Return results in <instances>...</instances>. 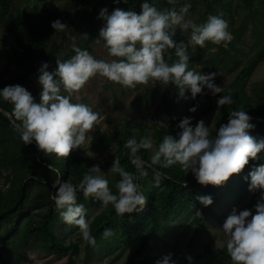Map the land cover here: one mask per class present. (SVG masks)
I'll return each mask as SVG.
<instances>
[{
	"label": "clouds",
	"instance_id": "clouds-1",
	"mask_svg": "<svg viewBox=\"0 0 264 264\" xmlns=\"http://www.w3.org/2000/svg\"><path fill=\"white\" fill-rule=\"evenodd\" d=\"M176 2L169 0L173 5ZM188 8L185 3L179 10L174 7L158 10L149 0H142L139 13L114 8L109 14L107 9H101L98 18L104 23L97 40L103 41L108 55L115 59H95L87 50L73 45L74 54L64 61L56 60V67L51 72L47 70V63L41 64L37 77L41 89L38 102L20 85H7L0 89V101L11 104V116L19 122V138L23 144L34 141L38 150L56 156H68L70 151L78 148L85 141L86 132L97 121L98 114L83 103L70 102V96L96 74L129 88L149 80L153 85L171 82L180 98H184L186 90L193 99L202 94V90H207L217 97L218 110L231 104L230 95L217 96L222 88L213 82L215 73L193 71L189 67L185 45L173 39V26H179L182 30L191 29L190 42L195 45L203 47L206 41L213 44L227 42L231 39L227 21L219 15H209L202 24H193L184 19ZM50 27L54 31L66 28L58 19L51 22ZM166 48H175L178 59L171 64L162 57ZM62 89L68 95H62ZM188 111L195 112L196 106ZM147 124L152 125L151 122ZM155 125L166 127L162 121ZM177 127L181 130L177 138L165 134L152 152L150 164L161 168L178 164L200 185H222L264 150V138L257 139L249 134L253 125L243 109L231 111L227 122L219 126L214 137H210L203 120L192 125L191 117H183ZM124 147L136 172L134 175L126 171L118 160H113L108 173L119 176L115 192L108 186L106 173L96 165L88 169L79 183L57 178L53 184L55 192L52 199L59 218L66 224L78 226L82 239L89 245L95 243V238L89 233L83 205L76 202L77 192H82L85 198L91 196L99 200L102 206L110 204L120 215L138 211L145 203L136 182L146 175L145 162L137 153L140 149H153V143L150 138L142 137L137 142L135 137H129ZM246 179L248 191L258 192L259 198L251 210L233 208L219 230L225 238L230 264H264V163L251 167ZM196 200L204 207L212 203L208 195L197 196ZM110 235L111 230L105 228L102 237ZM185 259L187 264H192L191 256ZM155 264L176 262L169 253Z\"/></svg>",
	"mask_w": 264,
	"mask_h": 264
},
{
	"label": "trees",
	"instance_id": "trees-1",
	"mask_svg": "<svg viewBox=\"0 0 264 264\" xmlns=\"http://www.w3.org/2000/svg\"><path fill=\"white\" fill-rule=\"evenodd\" d=\"M205 20L209 15H219L224 0H204ZM243 3L252 18L258 14L254 10L255 2L259 0H239ZM142 0H67L63 6L23 10L17 12L8 23V34L12 39L3 40L1 48L5 53L7 70H12L11 80L4 81L3 73H0V89L7 85H20L24 88L31 84V78L42 63L52 62L56 67V60L64 61L70 58L73 50L65 51L64 46L68 40L63 31H54L50 27L51 22L60 20L65 26L77 22L82 32L85 44L98 39V18L101 9H107L110 14L114 8L123 10L140 11ZM181 0L173 5L169 0H149V3L165 10L177 8ZM11 0H0V22L9 12ZM264 19V15H263ZM259 25L264 27L261 19ZM245 26L232 29L231 38L227 42H221L218 46L223 54H228V48L235 47V40L240 39ZM254 34H259V27L255 26ZM61 39L58 43L57 40ZM173 39L181 41L173 36ZM102 43L103 41L100 40ZM211 42H208L210 45ZM104 44V43H103ZM205 50L198 48L197 58L201 60ZM59 54L62 59L58 58ZM263 51H258L256 56L249 59L244 68L237 74L233 82L219 95H230L232 103L223 105L217 109L216 96L211 97L210 108L217 113L218 125L216 130L227 122L228 114L233 110L243 109L249 117L264 120V81L253 87V96L247 92V85L252 71L256 65V59L262 56ZM231 62H235L236 55L228 54ZM165 62L171 64L178 58L175 56V48H166L162 54ZM219 60H222L219 52L215 53L208 61H204L201 72L210 66L214 73L217 72ZM228 66V63L225 64ZM204 93V90H202ZM62 94V93H61ZM63 95V94H62ZM217 95V96H219ZM176 96L178 90L176 88ZM162 104L166 107L169 117L174 115L175 101L169 100L168 92L164 90ZM0 107L11 114V104L0 101ZM15 120V119H14ZM16 121V120H15ZM18 124L19 122L16 121ZM253 128L249 134L257 139L264 138V122L250 120ZM178 132L177 125L170 120V125L155 131L153 138L156 146L165 134L175 138ZM129 137H135L137 142L142 137L148 138L145 130L140 126L134 134L128 131L119 133L114 131L102 137L94 136L92 148L108 147L110 144L117 146L116 156L120 165L135 175V168L129 162L128 150L124 147ZM105 144H102V141ZM137 155L145 162L146 175L139 177L137 183L139 190L145 199V207L138 211L117 214L112 206H102L99 200L91 196L85 198L82 192L76 193V202L82 204L85 216L91 210H99L89 224V233L95 238L93 245H86L88 257L94 256L93 249H108L116 244L125 243V247L118 256L130 244L139 242V252L145 248L152 239L160 240L163 227H169L177 217H186L192 213L189 226L194 228L196 236L206 232L207 222L210 218H218L216 207L226 205L227 201L241 200L248 191L247 173L251 167L264 162V150L257 154L255 160H249L248 164L237 174H233L220 186L200 185L196 183L191 173H187L178 164L167 168L150 164V149H140ZM112 161L106 165L112 164ZM93 167L92 157L86 154V150L78 147L70 151L68 156H56L52 153H43L34 143L23 144L19 138L18 128L13 126L10 120L0 113V180L4 179L5 190L0 189V264H16L27 249L43 252H54L57 255L76 254L79 246L71 243L66 245L58 236L56 229L61 219L58 210L53 203V184L59 178L69 183H79L88 169ZM52 169H55L53 171ZM57 173L59 176L57 177ZM158 174V183L157 181ZM119 179L115 174L113 182L109 180V188L115 192V183ZM208 195L212 199L211 205L204 207L197 200V196ZM109 228L111 235L102 237L103 230ZM205 260L203 264H230L226 248L215 253L211 246L205 247ZM72 256L68 264H74ZM132 264H155L146 257L142 261L131 259Z\"/></svg>",
	"mask_w": 264,
	"mask_h": 264
},
{
	"label": "rangeland",
	"instance_id": "rangeland-1",
	"mask_svg": "<svg viewBox=\"0 0 264 264\" xmlns=\"http://www.w3.org/2000/svg\"><path fill=\"white\" fill-rule=\"evenodd\" d=\"M66 1L67 0H11L9 12L5 19L0 22V73H3L4 81L11 80L12 70L6 69L7 60L1 48V43L8 38L12 39L8 34V23L11 18L17 12L23 10L32 11L33 9L60 7L63 6ZM224 1L223 5H221L222 8L219 16L227 21V31L230 33L231 38L233 39L231 33L232 29H236L242 25L246 27L241 38L235 40L234 48L230 49L225 46L229 51L228 54L236 55L237 59L235 62H231L228 54L222 53L218 46L220 43H210V45H208V41H206L202 47L205 50L203 58L198 60L197 51L201 46L190 42V28L182 30L179 26H173L175 28L174 37L185 45V53L189 57V67L193 71L200 72L204 61H208L217 52L221 54L222 60H219V66L213 82L221 86L222 91L229 87L249 59L255 57L258 51H263L262 56L256 59V65L246 88L248 94L253 96V87L264 81V27L259 25L261 19L264 21V0L255 2L254 8L252 9L257 10L258 14L253 18L250 16L245 5L239 0ZM185 3L189 5L184 16L186 21H191L193 24L197 25L206 21L204 15V0H181L176 10H179ZM157 9L159 10V7ZM103 23L104 21L101 19V22L98 24L99 29L103 26ZM255 26L259 27V34L257 35L254 34L253 31ZM65 36L68 37L64 46L65 51L73 50V45H75L82 50H87L95 59L105 61L115 59L108 55L107 49L100 40L85 44V40L82 37V32L77 22L66 26ZM57 42L60 43L61 39H58ZM62 55L63 54H59L58 58L62 59ZM226 63H228V66H225ZM47 65V70L49 72L55 69L52 62H49ZM40 66L41 65L38 66L36 73L32 76L31 84L25 88L37 102L41 90L37 83ZM203 73L207 74L214 72L210 66ZM164 90L168 92L169 100L175 101L174 115L171 117L168 116L166 107L162 104ZM61 93L63 95H68L63 89ZM211 97L213 96L208 93L207 90H204V93L198 94L196 98L193 99L186 90L184 98H180L176 96V87L171 82L167 85H161L159 83L153 85L152 81L149 80L147 83L137 84L135 87L129 88L111 82L107 80V78L96 74L90 77L81 89L71 94L70 102L83 103L98 114L97 121L94 122L92 128L86 132L85 141L80 147L85 149L86 154L92 157L93 166H99L101 171L106 173V179L113 182L115 174L108 173L110 165L108 166L106 163L115 158L117 146L115 144H110L108 147L94 149L91 144L94 136L102 137L114 131L119 133L128 131L134 134L141 126L153 143V149H150V153L152 154L156 148V142L153 138L155 131L164 128L155 125L157 122L162 121L167 127L170 125V120H173L174 124L177 125L181 118L191 117L192 125H195L199 120H203L205 126L209 128V132H213L218 125V119L217 113L210 108ZM194 105L196 106V111L190 113L188 109ZM148 122H151L152 125L147 124ZM180 131L181 130L178 128L175 138H177ZM102 144H105L104 140ZM260 163L264 162L259 161L258 165ZM6 188L7 186L4 185V179H1L0 189L5 190ZM258 198V192L253 193L247 191L241 200L231 199L227 201L226 205L216 207L221 218H210L207 222L206 232L198 236L194 234V228L189 226L192 213L186 217H177L172 220L169 227H163V231L159 235V241L154 242L151 239L141 252H139V242L135 241L123 250L120 256L118 255L125 247V243L116 244L108 249L99 250L95 247L93 249L95 253L94 256L89 258L86 252L87 242L82 239L78 226L66 224L61 220L56 229L58 236L66 245L71 243L77 244L79 246L78 253H69L60 256L54 252L27 249L20 261L16 264H68L70 256H72L75 261L74 264H132V258L137 261H142L146 257H149L156 262L162 256L169 253L176 264H187L185 259L186 256L192 257V264H203L206 246H211L215 253H219L225 247V238L219 228L226 216L233 208H236L238 211L245 208L251 210ZM98 213L99 210H91L88 215L85 216L88 225Z\"/></svg>",
	"mask_w": 264,
	"mask_h": 264
},
{
	"label": "water",
	"instance_id": "water-1",
	"mask_svg": "<svg viewBox=\"0 0 264 264\" xmlns=\"http://www.w3.org/2000/svg\"><path fill=\"white\" fill-rule=\"evenodd\" d=\"M0 113H2L4 116H6L9 119L13 126L18 128V124L16 123V121L14 120V118L11 116V114L8 111H6L0 107ZM250 120H255L258 122H264V120L259 119V118H254V117H250ZM32 143L35 144L34 141ZM144 207H145V205H143L141 209H143Z\"/></svg>",
	"mask_w": 264,
	"mask_h": 264
}]
</instances>
